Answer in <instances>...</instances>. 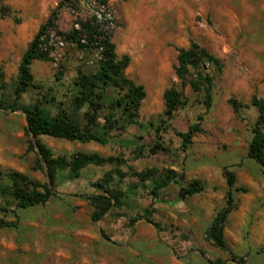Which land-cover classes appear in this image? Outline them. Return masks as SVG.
<instances>
[{
    "label": "rangeland",
    "instance_id": "374dc122",
    "mask_svg": "<svg viewBox=\"0 0 264 264\" xmlns=\"http://www.w3.org/2000/svg\"><path fill=\"white\" fill-rule=\"evenodd\" d=\"M107 2L117 55L131 60L125 74L146 92L136 123L112 133L104 146L36 139L27 133L22 107L40 103L53 115L58 108L69 110L77 91V71L93 74L98 70L97 53L58 39L54 60L33 64V86L18 101V110L0 109L2 186H10L11 173L39 185L51 183L47 168L37 163V142L55 158L87 153L122 162L88 166L76 180L68 171H60L53 186L56 197L45 206L18 210L7 192L0 194V220L17 224V228H0V264H240L241 260L264 264V175L248 159L258 117L251 99L264 97V0ZM61 4L58 28L66 34L77 21L99 10L97 0H0V13L5 14L0 15V103L16 101L22 57ZM193 42L224 64L214 82L212 109L206 112L204 95L187 87L186 104L169 130L158 133L166 109L164 94L171 87L180 88L175 73L179 51ZM231 99L249 108L237 115ZM111 113L109 109L102 113L101 125ZM199 116H203L202 132L183 152L179 133H186ZM158 135L166 151L153 154L151 150L161 141ZM225 169L236 177L234 210L224 229L226 251L207 236L213 218L226 207ZM150 171L154 174L150 181L143 183L136 177ZM168 175L173 182L153 197L156 185ZM194 180L204 185V191L182 199V187ZM109 189L123 193V207L114 206L94 221L100 209L90 199L109 196Z\"/></svg>",
    "mask_w": 264,
    "mask_h": 264
},
{
    "label": "trees",
    "instance_id": "16d2710c",
    "mask_svg": "<svg viewBox=\"0 0 264 264\" xmlns=\"http://www.w3.org/2000/svg\"><path fill=\"white\" fill-rule=\"evenodd\" d=\"M99 10L87 19L77 21L75 27L68 33H62L58 28L60 10L59 5L48 17L46 23L41 25L39 31L30 42L25 51L18 69V82L16 88V101L12 104L0 103V109L18 110V101L22 95L33 86V75L31 68L35 62H52L53 53L58 39L71 43L77 49L84 52H94L99 56L98 70L93 74H87L82 70L77 71L74 86L77 91L72 97L71 108H58L55 115L50 109L38 103L35 106H24L21 110L25 113L28 123L27 133L34 138L48 137L68 142L98 143L107 145L112 133L123 130L127 125L136 123L139 117V109L146 97L143 86L137 85L129 79L125 71L130 64V57H118L116 46L112 41L108 16L112 17L107 0H97ZM1 16L5 14L1 11ZM224 69L221 59L213 55L209 50L193 42L188 49L179 51L178 65L175 68L176 76L180 82V88L171 87L164 94L165 112L157 132L166 133L171 127L170 123L175 119L177 112L186 104L185 88L190 87L196 93L204 95V107L206 112L212 109L214 82ZM61 79V78H59ZM114 96V99H113ZM229 104L237 115L249 108V105L240 103L235 99L229 100ZM252 107L257 110L258 117L253 129V137L248 147V159L254 161L262 168L264 175V97L253 96ZM109 109L114 111L105 117V124L101 125L102 113ZM117 113L121 116L117 117ZM203 116L191 125L186 133H179L182 140L181 150L187 152L196 134L202 132L201 123ZM156 143L153 154L157 151H166L165 143L161 135ZM39 150L37 163L40 168H47L51 183L39 185L30 181L27 177L11 173L8 175L10 186L3 187V175L0 169V194L7 195L13 200L16 209L28 210L38 206L47 205L56 197L53 186L57 174L60 171H68L69 177L76 180L80 177L82 170L88 166H105L122 161L114 158H104L98 154L77 153L69 159L64 157L55 158L45 145L37 142ZM30 149L36 147L30 142ZM45 163L46 166H43ZM227 178L229 191L227 194L226 207L218 212L213 218L207 236L214 245L221 250H228L224 236L225 223L228 216L234 210L233 189L236 184L235 174L224 170ZM153 172L139 173L136 177L141 182L152 180ZM174 178L168 175L154 188L153 197L158 192L167 188ZM110 181H106V185ZM99 191L105 192L102 184L96 185ZM204 191V185L197 180L182 187L180 197L186 199ZM7 192V194L5 193ZM109 196L100 195L91 198V202L100 209L94 214V221H99L111 208L123 207V193L118 190H107ZM18 218V217H16ZM0 228H17L13 222L0 220ZM232 258L238 257L232 254ZM211 264H222L220 261ZM240 264H244L241 260Z\"/></svg>",
    "mask_w": 264,
    "mask_h": 264
},
{
    "label": "water",
    "instance_id": "95a60500",
    "mask_svg": "<svg viewBox=\"0 0 264 264\" xmlns=\"http://www.w3.org/2000/svg\"><path fill=\"white\" fill-rule=\"evenodd\" d=\"M27 124H28V123H27ZM35 146H37L36 143H35ZM38 151H39V150H38Z\"/></svg>",
    "mask_w": 264,
    "mask_h": 264
}]
</instances>
